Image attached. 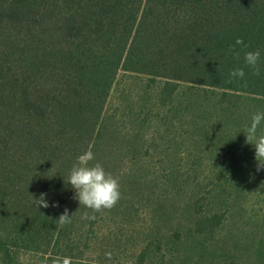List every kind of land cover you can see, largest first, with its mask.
<instances>
[{"label":"trees","instance_id":"16d2710c","mask_svg":"<svg viewBox=\"0 0 264 264\" xmlns=\"http://www.w3.org/2000/svg\"><path fill=\"white\" fill-rule=\"evenodd\" d=\"M262 3L0 0V264H18L20 251L35 249L48 255L52 264L57 248L71 247L73 219L64 225L57 221L65 209L70 216L79 204L67 181L85 151L90 149L92 163H100L108 173L116 161L123 163L118 175L113 174L123 180L152 165L117 159L122 151L133 153L134 142L113 150L109 144L118 126L108 115V103L120 74L155 83L153 96L163 100V117L190 108L200 93L220 97L219 102L264 100V28L251 30L264 16ZM237 39L244 44L236 45ZM257 50L259 76L244 64V54ZM236 68L244 69L243 79H230ZM187 93L193 99L183 106L181 95ZM198 127L204 139L222 145L212 144L215 157L210 161L203 159L210 149L201 150L196 166L189 165L175 181L179 185L184 178L180 199L190 213L191 229L195 226L197 234L212 235L225 228L232 213L225 202L224 207L217 205L220 185L204 181L225 169L247 173L240 148L247 151L250 144L238 123L215 133L206 121ZM132 131L127 130L126 136H136ZM41 194H46L48 208H38L35 200ZM149 247L140 249L138 262L147 260ZM164 257L155 259L177 264L164 263Z\"/></svg>","mask_w":264,"mask_h":264},{"label":"rangeland","instance_id":"374dc122","mask_svg":"<svg viewBox=\"0 0 264 264\" xmlns=\"http://www.w3.org/2000/svg\"><path fill=\"white\" fill-rule=\"evenodd\" d=\"M259 5L264 7L263 3ZM260 28H264V16L251 30ZM262 50L264 52V47ZM154 88L155 83L122 73L108 103V115L113 116L118 126L113 133L116 136L110 138L112 150L121 149L127 142L135 144L133 153L122 151L117 153V159L152 165L139 170L135 178H117L121 198L111 210L92 213L82 205L73 206V213L69 216L74 221L69 228L73 232L71 247L62 244L56 249L55 258L70 257L72 264H162L157 259L165 255L164 263L264 264V168L257 171L255 150L251 144L247 151L240 148L241 160L249 167L247 173L225 169L216 173L219 177L216 175L204 181L208 186L220 185L222 192L217 205L224 207L225 202L229 215L232 213L221 231L200 235L195 226L191 229L190 213L180 199L185 192L180 185L185 181L183 177H180L179 185L175 181L189 165L196 166L197 154L201 150L210 149L203 155L204 160L210 161L215 157L211 154L212 144L215 147L222 145L213 138L202 137L198 126L203 121L212 133L222 126L226 129L229 123L234 127L241 124L245 130L254 114L264 113V100L219 102L220 97L200 93L202 96L193 99L188 98L187 93L181 95V104L188 106L193 99L190 108L174 110L163 117V100L153 96ZM167 105L165 107H170ZM236 113H244L247 117L238 119ZM193 119L198 124H194ZM127 130H133L131 135L136 136H126ZM258 130L259 135H264V122ZM139 146L142 148L137 149ZM187 155H190L188 159ZM221 155L226 159L223 153ZM123 167V163L116 161L109 173L117 176ZM202 168L205 167H200L199 175H203ZM166 173L173 175L166 178ZM85 213L94 215L95 219H84ZM147 244L150 246L147 260L138 262L136 256ZM106 253H111L110 259ZM18 257V264L51 263L48 255L43 256L39 249L20 251ZM0 259L2 262L1 254Z\"/></svg>","mask_w":264,"mask_h":264},{"label":"clouds","instance_id":"9594fccd","mask_svg":"<svg viewBox=\"0 0 264 264\" xmlns=\"http://www.w3.org/2000/svg\"><path fill=\"white\" fill-rule=\"evenodd\" d=\"M235 44L243 45L244 42L242 39H237ZM230 50L235 51L234 48ZM235 55L239 59V53L236 52ZM260 57L261 53L258 50L244 54L245 67L251 69L253 75H260ZM229 77L232 80L243 79L245 71L243 68H236L229 73ZM262 122H264V113H256L252 116L250 125L246 126L244 130L246 143L251 144L255 150L257 171L264 168V135H258V129ZM94 159V154L90 149L79 155L70 170L67 183L75 191V199L79 205L91 210L92 213H97L114 208L121 198V192L118 179L106 172L100 163L93 164ZM45 195L41 194L40 198L35 200L38 208L49 207ZM52 206L56 207L57 205ZM71 218L65 209L57 222L64 225L70 223ZM83 218L95 219V216H88L85 213ZM106 256L110 259L111 253H106ZM52 264H72V260L70 257H56L52 260Z\"/></svg>","mask_w":264,"mask_h":264}]
</instances>
